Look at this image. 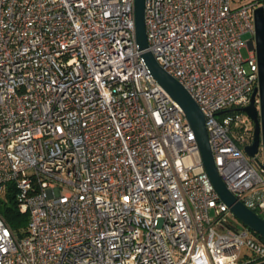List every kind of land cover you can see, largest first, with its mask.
<instances>
[{"label":"built area","instance_id":"obj_1","mask_svg":"<svg viewBox=\"0 0 264 264\" xmlns=\"http://www.w3.org/2000/svg\"><path fill=\"white\" fill-rule=\"evenodd\" d=\"M262 4L145 0V28L203 112L227 188L264 218V170L244 151L253 127L239 109L258 84L248 41ZM141 53L133 0H0V196L12 185L28 216L18 235L0 215V264L264 262Z\"/></svg>","mask_w":264,"mask_h":264},{"label":"water","instance_id":"obj_2","mask_svg":"<svg viewBox=\"0 0 264 264\" xmlns=\"http://www.w3.org/2000/svg\"><path fill=\"white\" fill-rule=\"evenodd\" d=\"M134 32L139 50L142 51L145 64L153 78L162 86L170 97L182 108L195 134L200 156L207 175L221 200L229 207L232 214L247 228L264 237V218L245 206L226 186L220 176L210 147L205 126V117L185 87L169 74L148 50L145 28V0H133ZM255 24L254 39L248 41L249 47L254 49L258 63V84L250 97L249 103L239 109L246 113L253 122L251 143L244 146L249 156H254L260 149L264 156V4L253 11ZM264 170V159L260 164ZM257 264H264L260 262Z\"/></svg>","mask_w":264,"mask_h":264},{"label":"trees","instance_id":"obj_3","mask_svg":"<svg viewBox=\"0 0 264 264\" xmlns=\"http://www.w3.org/2000/svg\"><path fill=\"white\" fill-rule=\"evenodd\" d=\"M5 195L8 198L10 204L5 203L3 207H0V215L4 217L13 232L17 233L18 235L26 234L28 216L26 213H22L18 210L12 185L8 186V190ZM252 233L259 241L264 242V237L254 231H252Z\"/></svg>","mask_w":264,"mask_h":264},{"label":"rangeland","instance_id":"obj_4","mask_svg":"<svg viewBox=\"0 0 264 264\" xmlns=\"http://www.w3.org/2000/svg\"><path fill=\"white\" fill-rule=\"evenodd\" d=\"M241 51H242V54H243L244 56H247V55H248V46H247V45L243 46L242 49H241ZM241 114H242V116L244 117L245 121L248 123V125L252 128V127H253V123H252V121L248 118V116L246 115V113L241 112ZM243 146H244V145H243ZM243 146H242V148H243ZM258 155H259V161L261 162L262 159H264V156H262V154L260 153V151H259V154H258ZM249 158L252 160V162L254 163V165H255L258 169H260V166H259V164H258V161L255 160V159H254L253 157H251V156H249ZM5 203H6V204H10V202L8 201V198L6 197V195H5L4 193H2L1 196H0V207H3ZM211 215H213L212 212H211Z\"/></svg>","mask_w":264,"mask_h":264},{"label":"flooded vegetation","instance_id":"obj_5","mask_svg":"<svg viewBox=\"0 0 264 264\" xmlns=\"http://www.w3.org/2000/svg\"><path fill=\"white\" fill-rule=\"evenodd\" d=\"M253 123V122H252ZM249 141V137H247V142ZM249 143V142H248ZM248 143H244L245 145L248 144Z\"/></svg>","mask_w":264,"mask_h":264}]
</instances>
